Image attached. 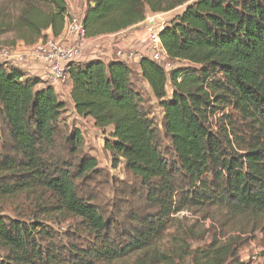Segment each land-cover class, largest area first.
I'll use <instances>...</instances> for the list:
<instances>
[{
	"label": "trees",
	"instance_id": "1",
	"mask_svg": "<svg viewBox=\"0 0 264 264\" xmlns=\"http://www.w3.org/2000/svg\"><path fill=\"white\" fill-rule=\"evenodd\" d=\"M10 6L0 35L27 46L47 31L58 38L69 18L65 0ZM180 7L159 41L169 61L187 66L167 72L146 57L138 63L162 110L159 126L126 62L68 64L74 114L103 131L113 167L123 163L140 189V207L122 223L85 198V183L103 172L82 153V133L68 127L53 86L0 63V204L35 198L36 211L76 219L75 235L89 236L61 244L38 219L0 212V264H246L235 239L203 243L204 234L180 228L178 215L222 209L252 218L264 238V0H87L81 24L92 39Z\"/></svg>",
	"mask_w": 264,
	"mask_h": 264
},
{
	"label": "rangeland",
	"instance_id": "2",
	"mask_svg": "<svg viewBox=\"0 0 264 264\" xmlns=\"http://www.w3.org/2000/svg\"><path fill=\"white\" fill-rule=\"evenodd\" d=\"M65 2L67 3L70 15L68 19L82 20L87 0H65ZM183 9L184 7H180L172 12L157 15L147 12L146 18H148L149 22L152 21V27L155 28L154 32L159 35L162 28L176 15L180 14ZM12 13L10 0H0V18L2 16L10 17ZM145 20L141 27H135L129 31V33H131L130 38L133 39L131 45L133 43L135 45V40L132 35L136 37L138 34L137 41L139 45H142L141 49L146 48L147 46L145 40L148 38V28ZM127 33L128 32H126V34ZM64 37L67 39L72 38V42L76 41L73 37H68L66 34ZM62 42L66 44L67 41ZM109 42H111V40ZM23 44V42L14 41V35L11 33L0 35V63L11 65L10 63L13 62L18 66L17 58L13 61L12 59L18 54H22L23 51L28 50ZM134 45L130 47L125 44L114 48L113 46H110V50H108L109 53L103 52V54L100 50V53H97V50L91 49V55L88 54L89 50H86L87 48L84 47L83 62L80 63L101 59V56L105 59L104 61H107V58L113 59L117 52H121L122 55L120 58L125 59L128 65L131 64L130 66L133 73L132 81L135 88L141 92L145 100L147 112L150 114L151 118H154L155 124L159 126L163 118V113L148 85L141 78L140 72H138L137 68L133 65V63H136L135 58L140 60L138 54L141 53L140 49L136 50L133 48L135 47ZM92 47L94 48L93 45ZM31 51V53L34 54L35 47L32 48ZM15 54L17 55L14 57ZM108 54L109 56H107ZM36 58L41 59L44 65H46L47 72L49 73L48 67L50 66V63L45 61L43 57L40 58L37 56ZM169 63L171 68L165 70L167 72L171 69L187 66L185 63L176 61H171ZM69 81L70 80L65 81L62 85L64 87H66V85L68 86ZM166 89L167 96L169 97L171 94V86L169 83L167 84ZM65 104V110L62 117L67 122L68 127L77 128L82 133V153L92 155L96 159L98 167L103 172L101 177L96 178L92 182L85 183V198L91 197L93 199V204L105 218L114 219V217H120L117 223H122L126 215H129L130 212L134 211L137 207H140L136 196V193L140 192V189L132 187L133 180L126 172L123 163H116V166L113 167V161L110 154L104 150V143L107 137L103 134V131L96 128L90 119L77 117L73 112L71 102L65 101ZM34 199L35 198L20 197L7 204H0V212L11 218L23 221L38 219L39 222H42L47 226L48 230L52 231L57 237L56 241L58 243L63 244L67 240H70L77 242L78 244H86L89 240V236L87 237L84 233H77V235H75L74 228L78 222L76 219L64 215L46 216L44 210H42V212L35 210ZM178 217L181 229L185 231L186 229L196 230L200 234H204L203 243H206L210 237H217L225 243L228 242L229 239H235L237 242L238 258L241 262L246 264H264V238L259 231L253 230V227L256 226V224L252 218L249 219L242 215L235 216L226 213L222 209H212L211 211H185L180 213ZM191 245L194 248L201 245V242L193 241Z\"/></svg>",
	"mask_w": 264,
	"mask_h": 264
},
{
	"label": "built area",
	"instance_id": "3",
	"mask_svg": "<svg viewBox=\"0 0 264 264\" xmlns=\"http://www.w3.org/2000/svg\"><path fill=\"white\" fill-rule=\"evenodd\" d=\"M145 22L148 28V38L145 40L147 46L143 52L138 54L139 59L146 57L164 70L170 69L171 65L169 62L171 61H169L164 49L161 47L159 35L154 32L155 28L152 27V21L149 22L148 18H146ZM63 34L73 37L76 41L71 44L66 42L65 44L62 41L47 38L35 46L34 55L40 58L43 57L45 61L50 63L48 81L51 85L62 84L69 80V75L67 74L68 64L83 62V50L86 47L87 38L81 20L68 19ZM121 55V52H117L114 56L115 58H111V60H120L127 63L125 59L120 58ZM16 58L19 65H23L26 61L24 55H17Z\"/></svg>",
	"mask_w": 264,
	"mask_h": 264
},
{
	"label": "crops",
	"instance_id": "4",
	"mask_svg": "<svg viewBox=\"0 0 264 264\" xmlns=\"http://www.w3.org/2000/svg\"><path fill=\"white\" fill-rule=\"evenodd\" d=\"M68 14H69V10H68ZM143 23L144 22H142V23H140V24H138V25H136V26H134L132 28H129L127 30L121 31L119 33H116V34L101 36V37L92 38V39L91 38L87 39V41H86V48L87 49L86 50H89V52L87 51L88 54H90L91 49L92 50H97V53L101 52L103 54V52L104 53H107V52L109 53L108 50H110V46L111 47L113 46V48H114V47H117V46H121V45L123 46V45L127 44L130 47H132L134 45V43L131 45V41L133 39L130 38L131 33H129V31L132 30L135 27H141ZM126 32H128V33L126 34ZM45 35L47 36V38H53L49 31H47L45 33ZM137 36H138V34L136 35V37H134L132 35V37L135 40V45H134L135 47H133V48H135L136 50L140 49L141 52H143L144 48L141 49L142 45H139V43L137 41V39H138ZM53 39H55L57 41H64V42L67 41L68 44L73 43L72 39L65 38L64 34L60 35L58 38H53ZM110 40H111V42H109ZM112 40H114V41H112ZM36 45H37V43L34 44V45H29V46L24 45V47L27 48L28 50L27 51H23L22 54H18V55H24L26 61L23 64V66H20V65H18V66H20L24 70L26 69L27 74L29 73L28 75L38 77L44 83L50 84L49 81H48V72H47L46 65H44V63L41 61V59H37L35 57V55L31 53L32 52L31 49L34 48ZM92 45L94 46V48L92 47ZM99 50H100V52H99ZM16 55L17 54H15L14 57ZM104 56H105V54H104ZM107 56H109V54ZM102 57L103 56H101V59H103V61H104L105 59L102 58ZM15 58L12 59V61L15 60ZM110 60L111 59L107 58L106 62H108ZM135 61H136V63H133V65H134V67L137 68L138 72H140L139 71V67H138L139 60L137 58H135ZM10 64L13 65V66H16V64H14L13 62L10 63ZM130 65H129V67L131 68ZM51 86H53L55 94H56V96L58 97L59 100H61L63 102H65V101L70 102V97H69V94H70L69 91H70V88H71V82L70 81H69L68 86L66 85V87H64L62 84H56V85H51Z\"/></svg>",
	"mask_w": 264,
	"mask_h": 264
}]
</instances>
